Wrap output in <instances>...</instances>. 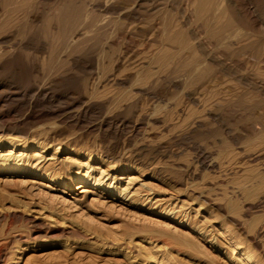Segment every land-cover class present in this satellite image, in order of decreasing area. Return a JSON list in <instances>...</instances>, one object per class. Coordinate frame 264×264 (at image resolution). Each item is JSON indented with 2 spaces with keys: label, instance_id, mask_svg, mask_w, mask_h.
Returning a JSON list of instances; mask_svg holds the SVG:
<instances>
[{
  "label": "rangeland",
  "instance_id": "obj_1",
  "mask_svg": "<svg viewBox=\"0 0 264 264\" xmlns=\"http://www.w3.org/2000/svg\"><path fill=\"white\" fill-rule=\"evenodd\" d=\"M193 1L0 0V264H264V0Z\"/></svg>",
  "mask_w": 264,
  "mask_h": 264
},
{
  "label": "bare ground",
  "instance_id": "obj_2",
  "mask_svg": "<svg viewBox=\"0 0 264 264\" xmlns=\"http://www.w3.org/2000/svg\"><path fill=\"white\" fill-rule=\"evenodd\" d=\"M14 1V0H13ZM27 1V0H26ZM105 1V0H104ZM110 1H113V0H110ZM196 1V0H195ZM195 1H193V2H195ZM191 2V1H190ZM189 2V3H190ZM216 2V0H197V2H196V4H197V6H198V10L201 12V13H203V12H208V11H206L209 7H211V5H214V3ZM104 3H106V2H104ZM230 3V2H229ZM68 4H70V3H68ZM68 4H65L66 6L68 5ZM217 4H219V3H217ZM15 5V4H14ZM65 5H64V8H65ZM188 5V4H187ZM216 5V4H215ZM214 5V6H215ZM230 5V4H229ZM98 6H99V4H98ZM121 6V5H120ZM190 6V5H189ZM189 6H188V8H189ZM196 6V5H195ZM196 6V7H197ZM228 6V5H227ZM9 7V6H8ZM73 9H75V6L73 5ZM103 7H104V5H103ZM108 7V6H107ZM114 7V6H113ZM194 7V6H193ZM219 7V6H218ZM229 7V6H228ZM228 7H226L225 8V10H226V13H227V15H228V17H229V22L227 21V23H225V25H222L221 27H219V28H217V29H215L214 30V34L215 35H222L221 33H224L223 31H226L227 32V30H228V27H230L231 25H230V23L232 22V19H236V17L234 16V13H230L229 12V8ZM102 8V7H101ZM118 8V7H117ZM131 8V7H130ZM233 8H234V6H233ZM68 9V8H67ZM108 9V8H107ZM5 10V9H4ZM69 10V9H68ZM71 10V9H70ZM114 10V9H113ZM117 10V9H116ZM13 11H15V10H13ZM65 11V10H64ZM72 11V10H71ZM74 11H78L77 9H75V10H73V12ZM118 11V10H117ZM233 11V10H232ZM231 11V12H232ZM59 12H60V10H59ZM73 12H71V13H73ZM235 12V11H234ZM255 12V11H254ZM108 13H109V11H108ZM218 13V12H217ZM237 14V13H236ZM64 15V14H63ZM71 16H73V14H70ZM209 15V14H208ZM216 15V14H215ZM62 16V15H61ZM65 16H66V14H65ZM127 16H128V14H127ZM130 16V15H129ZM219 16V15H218ZM17 17V16H16ZM59 17H60V15H59ZM67 17V16H66ZM66 17H65V19H66ZM76 17V16H75ZM105 17V16H104ZM126 17V16H125ZM213 17V16H212ZM216 17V19H218L217 18V16H215ZM214 17V18H215ZM77 18V17H76ZM124 18V17H123ZM127 18V17H126ZM129 18V17H128ZM130 18H131V16H130ZM213 18V19H214ZM59 19V18H58ZM71 19V18H70ZM78 19V18H77ZM72 20V19H71ZM76 20V19H75ZM74 20V21H75ZM84 20H86V19H84ZM189 20V19H188ZM63 21V20H62ZM98 21V20H97ZM101 21V20H100ZM65 22V21H64ZM70 22V21H69ZM75 22H77V21H75ZM225 22V21H224ZM12 23V22H11ZM68 23V22H67ZM66 23V24H67ZM85 22L83 21V24H84ZM63 24H65V23H63ZM65 24V25H66ZM74 24V23H73ZM90 24H92V23H90ZM93 24H95V23H93ZM183 24V23H182ZM75 25V24H74ZM79 25V24H78ZM230 25V26H229ZM235 25V24H234ZM93 26V25H92ZM79 27V26H78ZM206 27V26H205ZM247 29H248V27H247ZM77 31V30H76ZM231 30H229V32H230ZM80 32V31H79ZM83 33V32H82ZM209 33V32H208ZM80 34H81V32H80ZM225 34V33H224ZM237 34V33H236ZM77 35V34H76ZM173 35V34H172ZM226 36V35H225ZM76 37V36H75ZM82 38V37H81ZM193 38V37H192ZM77 39V38H76ZM174 39V38H173ZM181 39V38H180ZM205 39H207V38H205ZM221 39V38H220ZM191 40V39H190ZM70 41H71V39H70ZM77 41V40H76ZM176 41V40H175ZM178 41V40H177ZM72 42H73V40H72ZM78 42V41H77ZM179 42L181 43V41L179 40ZM190 42V41H189ZM68 43V42H67ZM1 44V43H0ZM76 44V43H75ZM70 45V44H69ZM153 45V44H152ZM184 45V44H183ZM179 46H181V44L179 45ZM178 46V47H179ZM186 46V45H185ZM9 47H11V46H9ZM182 48L184 47V46H181ZM186 48V47H185ZM186 50V49H185ZM1 51H3V49L1 50ZM11 51V50H10ZM161 51V50H160ZM193 51V50H192ZM169 51H166V53H168ZM10 53V52H9ZM12 53V52H11ZM2 54V53H1ZM0 54V55H1ZM205 54V53H204ZM5 55V54H4ZM191 55V54H190ZM2 56V55H1ZM161 56H162V54H161ZM165 56H167V55H165ZM156 58V57H155ZM1 60V59H0ZM179 60V59H178ZM75 61V60H74ZM143 61V60H142ZM190 61V60H189ZM44 62V61H43ZM193 62V61H192ZM201 62V61H200ZM4 63H8V61H4ZM14 63V62H13ZM160 64V63H159ZM168 65V64H167ZM201 65V64H200ZM172 66V65H171ZM183 66H184V64H183ZM205 66H208V65H205ZM216 66V65H215ZM21 67V66H20ZM116 67V66H115ZM36 68V67H35ZM190 69V68H189ZM189 69H187V70H189ZM199 72H202V71H199ZM199 72H198V74H199ZM19 73V72H18ZM144 75V74H143ZM68 76V75H67ZM192 76V75H191ZM59 79V78H58ZM121 79V78H120ZM116 80V79H115ZM97 81V80H96ZM113 81H114V79H113ZM99 82V81H98ZM118 82V81H117ZM216 83V82H215ZM47 86V85H46ZM70 91V90H69ZM86 93V92H85ZM89 94V93H88ZM94 94H96V92L94 93ZM122 94V93H121ZM5 95V94H4ZM91 96V95H90ZM95 96V95H94ZM101 96V95H100ZM100 98V97H99ZM93 101V100H92ZM66 103V102H65ZM87 103V102H86ZM85 103V104H86ZM90 104V103H89ZM118 104H120V103H118ZM31 105V104H30ZM41 105V104H40ZM72 106V105H71ZM116 106V105H115ZM118 106V105H117ZM125 106V105H124ZM102 108V107H101ZM84 109V108H83ZM86 109V108H85ZM94 110V109H93ZM65 111V110H64ZM99 112V111H98ZM116 116V115H115ZM198 116V115H197ZM18 118V117H17ZM27 119V118H26ZM34 119V118H33ZM61 120V119H60ZM58 121V120H57ZM23 122V121H22ZM28 122V121H27ZM26 122V123H27ZM55 123V122H54ZM57 123V122H56ZM21 125V124H20ZM39 125V124H38ZM46 125V124H45ZM60 125V124H59ZM5 126V125H4ZM9 126V125H8ZM42 126V125H41ZM5 127H7V126H5ZM10 127V126H9ZM16 127V126H15ZM43 127H45L44 125H43ZM48 127V126H47ZM8 128V127H7ZM21 128V127H20ZM30 128V127H29ZM58 128V127H57ZM16 129H18V128H16ZM39 129H41V128H39ZM54 129V128H53ZM63 129V128H62ZM21 130V129H20ZM20 130H18V131H20ZM26 130V129H25ZM35 130V129H34ZM38 130V129H37ZM44 130V129H43ZM46 130V129H45ZM50 130H51V127H50ZM56 130V129H55ZM4 131V130H3ZM9 131V130H8ZM28 131V130H27ZM27 131H25V132H27ZM30 131H32V133H30V135H31V137L33 136L34 138L36 137H38V136H36V135H38V131H36L35 130V132L33 131V130H30ZM29 131V132H30ZM47 131V130H46ZM54 131V130H53ZM7 132V131H6ZM15 132V131H14ZM45 132V131H44ZM50 132V131H49ZM48 132V133H49ZM3 133V132H2ZM16 133V132H15ZM39 133H41L42 134V132H40L39 131ZM50 134V133H49ZM48 134V135H49ZM52 134V133H51ZM79 134V133H78ZM16 135V134H15ZM21 135V134H20ZM23 135V134H22ZM29 135V134H28ZM27 135V136H28ZM40 135V134H39ZM19 136V135H18ZM56 136V135H55ZM6 137V136H5ZM11 137V136H10ZM9 136H8V138H10ZM17 137V136H16ZM15 137V138H16ZM41 137V136H40ZM43 137H44V135H43ZM47 137V136H46ZM57 137V136H56ZM12 138H13V136H12ZM19 138V137H18ZM48 138H49V136H48ZM51 138H54L53 136L51 137ZM20 139V138H19ZM27 139V138H26ZM31 139H33V138H31ZM23 140V139H22ZM28 140V139H27ZM34 141H35V139H33ZM41 140V139H40ZM51 140V139H50ZM55 140V139H54ZM19 141V140H18ZM21 141V140H20ZM29 141V140H28ZM37 141V140H36ZM47 141V140H46ZM52 141V140H51ZM55 141H57V139L55 140ZM43 142H45V141H43ZM43 142H40L39 141V143H37V147H38V150H43L44 148H46L45 147V144H43ZM50 142V141H49ZM48 142V143H49ZM54 142V141H53ZM75 142V141H74ZM51 143V142H50ZM49 143V144H50ZM48 144V145H49ZM75 144V143H74ZM7 145H10V151H8V153L9 154H7V152L5 153V154H3L2 153V150L1 149H3L4 147H6ZM30 146H34V144L33 143H27L26 141H24V142H17V139H7V137L6 138H4V137H2L1 135H0V178H8V179H10L9 181H13L14 183L15 182H18V181H20L21 179H23V178H25V177H28V176H30V177H40V178H46V179H48V181H51V182H54V181H56V178H54L53 177V175L51 174L52 172H51V163H42V160H41V158H34L35 160H30V156H28L27 154H25V152L24 153H22V152H20V153H18V154H16L15 152H13V151H15V150H19V149H21L22 151H26V150H29L30 149ZM81 147V146H80ZM226 147V146H225ZM59 149V148H58ZM55 150H56V148H55ZM54 150V151H55ZM39 152V151H38ZM12 153H15V154H12ZM56 153V152H55ZM39 154V153H38ZM38 154H32V155H34V157L35 156H37ZM30 155V154H29ZM139 155V154H138ZM39 157V156H38ZM31 158H33V157H31ZM43 158V157H42ZM51 158V157H50ZM137 159V158H136ZM39 160H41V161H39ZM46 160H47V158H46ZM45 159H44V162L46 161ZM53 160V159H52ZM51 161V160H50ZM55 164V163H54ZM54 164H53V166H54ZM87 164V163H86ZM262 168H264V167H262ZM53 169V168H52ZM57 171V170H56ZM75 171V170H74ZM105 171V170H104ZM86 172V171H85ZM104 174V173H103ZM76 175H80L81 176V172H76ZM75 175V176H76ZM74 178H78L79 179V177H74ZM58 179V178H57ZM5 180V179H4ZM244 181V180H243ZM258 181V180H257ZM56 182H58V180L56 181ZM259 183V182H258ZM89 186H92V188H100V189H102L103 191H106V194L108 195V196H110V195H112V196H118V200L120 201V202H125V201H128L129 200V198L130 197H128V192H125V190H120L119 188H117V187H114V188H112V186L110 185V184H105L101 179H99V178H95V180H91V178H90V176H81L80 177V182L77 184V186H75L76 188L75 189H77V190H81V193H83V192H86V190H87V188H89ZM102 193H104V192H102ZM244 193V192H243ZM128 197V198H127ZM132 197V196H131ZM132 199V198H131ZM175 211V210H174ZM174 216V215H173ZM177 217V216H176ZM174 219V218H173ZM179 221V224L180 225H184V222L183 221H180V219L178 220ZM190 222V221H189ZM186 227H188V226H186ZM192 227V226H191ZM196 234H198V235H200V236H203L204 235V232H202V231H199L198 230V228H197V230H196V232H195ZM194 238V237H193ZM147 248V247H146ZM152 248V247H151ZM149 251V250H148ZM242 255H243V257L245 258V259H247V260H250V261H252L251 260V256L247 253V252H243L242 253ZM3 257V256H2ZM4 259V258H3ZM3 263H4V261H2ZM253 263H254V261H253ZM252 263V264H253Z\"/></svg>",
  "mask_w": 264,
  "mask_h": 264
}]
</instances>
